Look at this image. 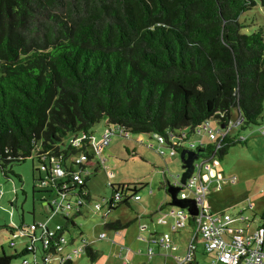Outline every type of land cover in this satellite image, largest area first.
<instances>
[{
	"label": "trees",
	"instance_id": "16d2710c",
	"mask_svg": "<svg viewBox=\"0 0 264 264\" xmlns=\"http://www.w3.org/2000/svg\"><path fill=\"white\" fill-rule=\"evenodd\" d=\"M255 5L264 11V0H0V172L7 178L34 152L39 165L63 163L64 176L46 181L50 192L72 189V158L91 156L92 129L103 119L108 130L186 140L204 121L225 126L239 117L240 130L260 126L264 30L242 33L248 25L240 21ZM241 143L224 136L214 157ZM88 180L76 186L84 201ZM137 186L110 184L128 196L108 211L128 205ZM61 215L66 232L74 224ZM84 252L95 261L90 246ZM10 260L0 255V264Z\"/></svg>",
	"mask_w": 264,
	"mask_h": 264
},
{
	"label": "rangeland",
	"instance_id": "374dc122",
	"mask_svg": "<svg viewBox=\"0 0 264 264\" xmlns=\"http://www.w3.org/2000/svg\"><path fill=\"white\" fill-rule=\"evenodd\" d=\"M240 21L248 25L246 29L241 30L242 33L249 34L257 27L264 30V11L255 5L240 17ZM211 124L217 128L215 121ZM262 128L264 121L257 127L236 129L233 135L244 138L243 143L229 148L221 160L214 158L208 162L209 172L205 169L201 172V180L208 189L204 208L210 213L229 214L239 221L232 223L231 227L244 230V233L248 234L254 233L262 225L264 228V136L260 134ZM108 132L112 133L109 144L98 151L101 136ZM77 137L74 144L79 141V135ZM200 139L202 143H207L206 138L193 135L188 139L187 145L193 143L197 146ZM71 142L72 136L68 134L62 144L67 146ZM158 146L153 135L129 134L128 139L114 135L112 130H108L104 119L93 126L87 153L105 162L103 168H97L94 176H89V199L83 202L79 214L75 215V207L68 212V218L74 227H67L65 236L67 240L74 239L72 247L86 241L90 244V249L97 253V257L91 262L83 252L72 257L71 264H158V258L154 257L147 262L145 257L136 253L139 250L141 253L145 252V244L137 238L146 239L150 234L161 233L171 236L177 249L172 255H184L185 247L190 241L191 229L187 227L175 233L170 232L173 220L169 217L166 218V224L157 223L163 214L175 210L169 206L170 199L162 186L166 182L172 184L183 172L178 154L159 156L156 153ZM162 150L167 152L166 149ZM11 172L7 178L0 172V255L4 253L9 257L10 264H21L23 260L31 264L32 255L23 254L25 246L30 242L26 237L19 235L18 227H30L33 222L35 226L45 225L48 230H53L56 225L63 226L62 215L51 213L44 204L56 195L38 184L37 181L44 178V172L36 161L34 152L23 163H13ZM230 179H234V183H231ZM108 184L142 187L136 194L137 201L131 200L128 205L119 204L115 209L108 211L104 205V201L109 199L112 193ZM177 196L194 198V193L181 188ZM75 201L74 196L66 195L63 204L75 206ZM97 205H100V209H97ZM160 205L162 210L158 211ZM115 221L127 223L128 226L117 231L104 227V224ZM140 227L145 229L140 231ZM40 234V229L33 231L36 241L32 245L36 249L37 261L41 256V243L38 240ZM100 234H104L105 238L99 240ZM11 241L14 243L12 248L9 246ZM121 247L130 251H122L119 257ZM201 252V245H197L199 264H209L210 257L202 256Z\"/></svg>",
	"mask_w": 264,
	"mask_h": 264
},
{
	"label": "built area",
	"instance_id": "2783aa9c",
	"mask_svg": "<svg viewBox=\"0 0 264 264\" xmlns=\"http://www.w3.org/2000/svg\"><path fill=\"white\" fill-rule=\"evenodd\" d=\"M223 118V115H220ZM240 119L237 117L235 120L228 121L224 126L217 124V128H214L211 124L212 121H204L194 130V135L200 138H206L207 143L214 144V148L210 155H206L201 149L205 144L202 143L201 139L198 141V145L190 143L187 145L188 140H186V134L182 133L180 138H176L172 133L168 134L167 138L161 136H154L158 143V148L156 153L159 156H173L176 153V141H180L177 146L184 147L183 150H190L197 152V159L192 163V173L189 178L185 180L182 188H186L194 193L195 204L197 206L198 213L196 216H190L185 209H180L177 207L175 210H170L167 214H163L158 220V224H166V218L169 217L173 220L171 231L176 232L179 229L190 228L191 237L187 246L186 253L181 259H176L175 264H191L195 257L196 244L201 245L202 251L205 256L210 257L209 264H264V228H258L254 233L248 234L244 233V230L232 228L231 224L239 222L237 219L232 218L229 214L225 212L210 214L204 208V198L208 194L207 185L201 180L202 169L209 172L210 167L208 162H211L215 157V152L218 149L221 139L226 135H233L236 129H239ZM112 133H104L101 136V141L98 146V151L101 148L107 146L110 142V136ZM114 135H120L125 139H128L130 133L124 132L120 129L113 131ZM260 134L264 136V128L260 130ZM238 136V135H236ZM242 142L244 138H239ZM167 152L165 153L164 150ZM75 170L70 174L71 186H75L72 189H67L66 186H61V193H57L55 198L48 199L44 204L50 207L51 213H60L68 216V212L76 206H82L84 200L79 196L78 189L83 183L84 178H89V176L98 170L97 168H103L104 160L85 154H79L72 158ZM63 163L51 162L44 165H39L44 172V178L38 180V184L41 186H46V181H51L53 184L55 180L61 178L65 174V170L62 168ZM88 166L85 169H81V166ZM106 170V169H105ZM38 171V170H36ZM47 181V182H48ZM234 183V179L229 180ZM110 184H108L109 186ZM175 187L181 186L179 179L176 178L171 184ZM166 186V184H165ZM164 186V188H165ZM218 188V187H216ZM195 190V191H194ZM111 196L109 199L104 201V205L107 204H117L119 203L123 196H128V193L123 191H111ZM84 194V192H82ZM66 195H72L76 198L75 206L69 204H63L64 197ZM130 200L137 201V195L130 197ZM161 208V206H160ZM97 209H100V205H97ZM188 218L192 219V227L188 225ZM240 220L242 218L240 217ZM243 222V221H242ZM35 229H40L41 234L39 241L41 243L40 250V260L37 261L35 257L36 249L33 247L32 243L36 241L33 235ZM19 235L26 237L30 244L26 245L23 254L32 255L31 264H65L66 262H71L72 257L79 255L84 252L86 246H90L86 241L77 247H72L74 242L67 240L65 231H62V227L56 225L53 230H48L45 225L35 226L32 222L30 227L22 226L18 227ZM104 234H100L98 239H104ZM147 255H151L152 248L158 247L164 251L165 255L171 256L173 252L176 251V246L168 233H161L155 237H151L148 240ZM9 246L12 248L14 243L11 241ZM124 251L128 253L130 250L128 248H120V252ZM121 254V253H120ZM21 264H30L27 260H23ZM126 264V263H124Z\"/></svg>",
	"mask_w": 264,
	"mask_h": 264
},
{
	"label": "water",
	"instance_id": "95a60500",
	"mask_svg": "<svg viewBox=\"0 0 264 264\" xmlns=\"http://www.w3.org/2000/svg\"><path fill=\"white\" fill-rule=\"evenodd\" d=\"M199 150H197L198 152ZM197 152L190 150H182L178 156L181 163L182 174L179 177V183L181 186H173L170 183H166L165 193L169 197V206L185 209L190 216H196L198 213L195 201L192 198H179L177 195L185 183V180L190 177L193 167L192 163L197 159Z\"/></svg>",
	"mask_w": 264,
	"mask_h": 264
},
{
	"label": "crops",
	"instance_id": "0c3cea01",
	"mask_svg": "<svg viewBox=\"0 0 264 264\" xmlns=\"http://www.w3.org/2000/svg\"><path fill=\"white\" fill-rule=\"evenodd\" d=\"M167 183V182H166ZM216 187H218V186H216ZM161 206V205H160ZM160 206H159V208H158V211H161L162 210V206H161V208H160ZM206 211L208 212V213H210L209 211H208V209H206ZM210 214H214V213H210ZM171 227H172V224H171V226H170V232H172L171 231ZM145 228L144 227H140V231H143ZM172 233H175V232H172ZM155 236H157L156 234L155 235H153V234H150L146 239H143V238H137L139 241H142L144 244H145V252L144 253H141V251L139 250V251H137L136 253L137 254H140L141 256H143V257H145L146 258V260H147V262H149V261H151L154 257H156V258H158L159 260H160V262L159 263H161V264H175V260L176 259H181L182 257H184V255H185V253H186V250H187V246L185 247V250H184V255L182 256V257H180V256H176V255H171V256H169V255H165V253H164V251L163 250H161L160 248H158V247H155V248H152V253H151V255H147V249H148V240L151 238V237H155ZM190 237H191V235H190ZM197 245H200L199 243H197L196 244V246ZM154 249H156L155 251H154ZM177 250V249H176ZM121 252H120V250H119V254H118V256L120 257L121 256V254H120ZM174 253V252H173ZM197 255H198V253H197V248H196V251H195V257H194V260H193V262L191 263V264H199V261H198V259H197ZM201 255L202 256H205V254L203 253V251L201 252ZM158 263V264H159ZM124 264V263H123ZM127 264V263H126ZM143 264V263H142Z\"/></svg>",
	"mask_w": 264,
	"mask_h": 264
}]
</instances>
